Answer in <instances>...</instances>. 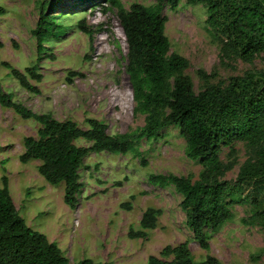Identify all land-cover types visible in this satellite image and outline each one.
Returning a JSON list of instances; mask_svg holds the SVG:
<instances>
[{"label": "rangeland", "instance_id": "374dc122", "mask_svg": "<svg viewBox=\"0 0 264 264\" xmlns=\"http://www.w3.org/2000/svg\"><path fill=\"white\" fill-rule=\"evenodd\" d=\"M116 1L125 10L133 3L155 5V0ZM41 3L48 15L57 16L55 21L64 33L45 42L44 50L37 52L32 31ZM93 3L84 6L79 0H0V88L32 112L50 114L57 121H73L81 129L88 128L86 120L95 119L106 126L108 135L138 132L144 125V115L135 110L126 72V43L116 9L109 0ZM161 15L166 19L163 34L169 53L188 61L183 73L190 78L194 93L205 84L197 70L210 75L207 83L217 84L262 67L259 58L248 65L222 57L207 30L202 5H187L180 0L172 10L165 3ZM78 21L82 30L76 27ZM26 67H35L40 75L38 82L28 79L35 93L22 89L10 74V69L23 72ZM37 128L31 119H21L0 107V178L6 177L9 196L25 225L55 243L68 264L87 259L90 254H96V262L146 264V259L158 257L164 246L182 242L187 243L194 262L209 255L220 264H264V229L241 223L250 214L249 203L231 206L232 219L209 234L208 250L203 251L184 225L181 197L170 186L158 188L147 183L149 174L197 179L200 166L185 156L184 142L176 128H163L154 140H135L136 153H91L78 172L81 188L73 210L62 201L63 184L51 186L37 174L38 161H18L23 152L22 139L34 137ZM73 144L87 145L82 139ZM231 149L233 154L228 156L229 149L221 147L219 159L223 163L234 160L233 168L222 178L233 184L249 153L243 142H234ZM241 196L252 197L249 189ZM256 197L264 207V189ZM125 203H129L128 209L122 206ZM149 207L160 211L155 228L145 231L144 239L129 238L128 231L139 230L141 214Z\"/></svg>", "mask_w": 264, "mask_h": 264}, {"label": "trees", "instance_id": "16d2710c", "mask_svg": "<svg viewBox=\"0 0 264 264\" xmlns=\"http://www.w3.org/2000/svg\"><path fill=\"white\" fill-rule=\"evenodd\" d=\"M79 1L86 6L95 0ZM179 1L155 0L153 7L133 3L125 10L116 0H109L116 9L126 43V72L135 110L144 115V125L138 132L108 135L106 126L95 119L86 120L88 128L81 129L73 121H57L50 114L32 112L14 102L1 88L0 107L38 125L34 137L22 139L23 152L18 161H38L37 174L47 184L62 183V201L70 210L77 205L76 196L81 188L78 172L91 153H136L135 140H154L163 128H176L184 142L185 156L200 166L197 179L149 174L146 181L158 188L170 186L181 197L179 209L184 215V225L198 247L207 251L209 234L216 233L232 219L233 204L249 203L250 214L241 223L264 229V207L256 197L264 189V0H184L187 5L205 7L207 30L219 45L222 57H233L248 65L259 58L262 64L259 69H248L241 76L217 84L207 83L210 75L197 70L198 78L205 83L197 93L183 73L188 61L169 53L163 34L166 19L161 15L162 6L168 3L173 10ZM44 8L41 3L32 31L37 52L44 50L45 42L64 33L61 24L55 21L57 16L48 15ZM80 25L78 21L76 27L82 30ZM10 74L22 89L37 92L28 82L40 80L35 67H26L23 72L10 69ZM76 139L87 145L75 146ZM234 142L245 143L249 157L239 166L230 184L222 178L235 162L233 159L221 162L219 152L221 147H227L228 156H232ZM141 164L144 166L145 161L141 160ZM245 189L250 190L252 197L241 196ZM122 206L128 209L129 203ZM159 215V210L146 208L138 222L139 230H129L128 237L144 239L145 231L155 228ZM0 264H68L55 243L28 228L18 216L4 176L0 178ZM74 264L100 263L84 259ZM146 264L220 263L209 255L194 262L187 243L182 242L164 246L158 257L149 256Z\"/></svg>", "mask_w": 264, "mask_h": 264}, {"label": "crops", "instance_id": "0c3cea01", "mask_svg": "<svg viewBox=\"0 0 264 264\" xmlns=\"http://www.w3.org/2000/svg\"><path fill=\"white\" fill-rule=\"evenodd\" d=\"M94 252H97V250L94 251ZM94 252H93V254H94ZM87 257H88V258H87L88 260H91V261L94 262V263H100V264H104V263H105V264H108V263H106V262L109 261V260H108V261H105V260H104L105 262H104V261H103V262H102V261H100V262H96L97 260H94L95 257H96V254H94V255L90 254V256H87ZM92 258H93V259H92Z\"/></svg>", "mask_w": 264, "mask_h": 264}]
</instances>
